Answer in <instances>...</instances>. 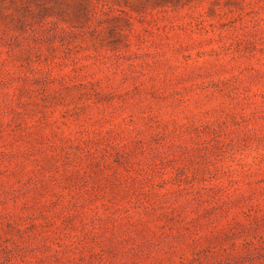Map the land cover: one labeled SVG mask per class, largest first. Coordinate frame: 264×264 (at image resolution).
Wrapping results in <instances>:
<instances>
[{"label":"rangeland","instance_id":"1","mask_svg":"<svg viewBox=\"0 0 264 264\" xmlns=\"http://www.w3.org/2000/svg\"><path fill=\"white\" fill-rule=\"evenodd\" d=\"M0 264H264V0H0Z\"/></svg>","mask_w":264,"mask_h":264}]
</instances>
